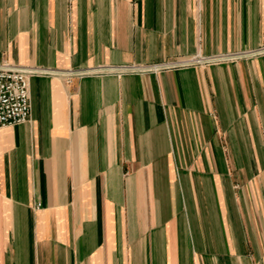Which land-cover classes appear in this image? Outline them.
<instances>
[{"label":"crops","instance_id":"crops-1","mask_svg":"<svg viewBox=\"0 0 264 264\" xmlns=\"http://www.w3.org/2000/svg\"><path fill=\"white\" fill-rule=\"evenodd\" d=\"M263 47L264 0H0V65L53 71L0 127V264H264Z\"/></svg>","mask_w":264,"mask_h":264},{"label":"built area","instance_id":"built-area-1","mask_svg":"<svg viewBox=\"0 0 264 264\" xmlns=\"http://www.w3.org/2000/svg\"><path fill=\"white\" fill-rule=\"evenodd\" d=\"M264 53V47L258 52L252 53ZM226 59L238 58L241 55L234 54ZM151 70L157 69V66H152ZM102 69L97 70H69L62 75L67 80L74 76H85L94 72H99ZM107 70L125 72L140 70L136 67H118ZM53 71L34 69V68H20L11 66L8 64L0 65V127L4 125H15L26 122L29 117L30 104H29V84L28 80L34 75H51Z\"/></svg>","mask_w":264,"mask_h":264}]
</instances>
